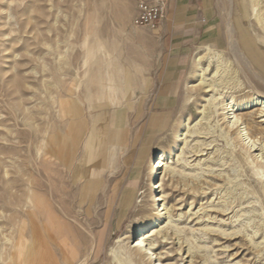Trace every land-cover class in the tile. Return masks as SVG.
Here are the masks:
<instances>
[{
	"label": "rangeland",
	"instance_id": "rangeland-1",
	"mask_svg": "<svg viewBox=\"0 0 264 264\" xmlns=\"http://www.w3.org/2000/svg\"><path fill=\"white\" fill-rule=\"evenodd\" d=\"M247 1L246 27L255 37L261 28L264 37L263 27L251 23L264 12V0ZM238 4L207 0L198 17L189 11L181 22L168 9L150 30L133 21L137 0H0V264H46L39 258L49 245L43 215L39 235L34 227L36 184L43 212L51 197L62 214L60 195L71 191L70 219L78 218L88 245L86 209L98 189L93 227L106 228L104 252L82 264H113L112 250L129 254L133 227L157 218L151 162L163 150L159 182L168 187L160 209L167 213L152 238L154 251L171 264H264V168L248 151L251 125H242L239 141L213 113L204 114L209 102L194 87L197 73L208 68L219 91L205 99H251L223 36L229 14L234 30L241 27ZM261 107L237 114H253L254 136L264 140V121L256 117ZM63 142L74 148L66 153L67 168L49 167L51 151ZM83 184L89 189L80 205ZM128 187L135 200L120 218L117 203L111 213L109 207L114 192L119 198ZM231 231L236 236L226 237Z\"/></svg>",
	"mask_w": 264,
	"mask_h": 264
},
{
	"label": "bare ground",
	"instance_id": "bare-ground-1",
	"mask_svg": "<svg viewBox=\"0 0 264 264\" xmlns=\"http://www.w3.org/2000/svg\"><path fill=\"white\" fill-rule=\"evenodd\" d=\"M260 1L262 0H259V1L254 0V2H256V5H257V2L259 4ZM238 3L239 4H238V10H237L238 14L237 15L239 18L238 23L240 24L241 27H239V30L237 32L236 30H234V27H233L234 19L232 21V18H230V14H229L228 18L225 19L226 20L225 26H224L225 33L223 34V36H224V42L226 45V49L234 56L233 58H235V61L238 62L239 66L241 67L242 73L244 74V77L246 78L251 89L253 90V95L251 99L245 102L244 101L239 102L238 100H234L233 96H231L229 97V99L226 100L225 99L226 95L223 97L221 96L219 98L215 96H211V98L205 99L204 97L206 96L205 94H210L211 92L215 90L219 91V88H216V86H218L216 84L217 82L213 81L212 78H208L207 76L206 71L208 70V68L202 69L203 72H201V74L197 73V76L199 77L200 81H199V84L195 85L194 87L197 88L196 92L200 91L204 94L203 98L201 99L207 100L209 102L208 105H206L203 109L204 114H208L209 111L213 113L214 116L218 118L217 122L221 123V125H225L226 128H229L230 130H232L233 134L235 135L236 138H238L239 141L244 139L243 138L244 134H242L241 127L243 124L249 121L251 125L249 126L251 132L249 131L250 133H248L249 134L248 138H250L248 143H250L251 141L252 142L248 146L249 147L248 151L250 152V155H252L255 158L256 164L264 168V140H262L261 137L259 139H256V136H254L255 132L258 131V128H257V125L254 126V124H251L252 119L254 118L253 114H251L250 118H248V114L245 115V118L244 116H239V114H237L238 111L248 110V109H251L252 107L260 105L262 107L256 113L257 115L256 117L260 118L259 122L264 121V77L261 75V74H264V37H262L263 34L262 36L260 35L263 32L261 31V28L257 30L259 31L258 36L259 35L260 36L255 37L254 34L246 27V24H245L246 19L250 17L249 16L250 12L248 14V6L246 3V0H238ZM253 4L255 5V3ZM226 11H228V9ZM252 22L255 25H260L264 29V12L262 11L260 12V14L258 13V16L255 18V20L251 19V23ZM202 59H203L202 56H199L196 58L195 62H196L198 69H200V64H201ZM214 77L215 75L213 76V78ZM183 123H184L183 121L180 122L177 133L179 132L181 126L183 127ZM177 133L175 135H177ZM256 150H259V152L262 151V153L254 154V151ZM201 151L202 150L198 152H201ZM68 152L73 154L74 148L73 146H70L69 148V146L65 142H63V144L58 147L57 151L56 150L51 151V154H53V156L48 158V161L46 164L49 167H53V168L57 164H60V166H63L64 169L67 168V160H66L67 154L66 153ZM160 155H161V158H160ZM166 157H167V152L163 150L161 153H159V158L156 159L154 162L152 159V162H151V165H152L151 178L152 179H151L150 187L153 188L154 190L153 198H152V201L154 202V208H156V205L159 204V206L157 207L158 211L157 213H155L157 215V218L148 223L141 222L140 224L133 227V229L131 230V233L127 236L128 243L130 245L129 254H125L123 252L122 254L117 255L116 253H113V250H112L111 255L114 254L113 264H132V259H135V258L143 259L148 264H171V263H166L163 260L164 259L163 254L162 256H160L159 254H157L158 253L157 251H154L156 249L155 248L156 245L154 243L155 241L152 240L153 236H157L158 234L161 233V231H157L156 228L158 227L163 228L162 226L163 222L161 219L167 213V212H163L165 207L160 209V207L162 206L160 202H163L166 199V196L160 195V193L164 192L165 188L168 186L164 182L162 183L159 182L160 169L165 165L164 160H166ZM35 187H36V190H35V194L33 198L35 232L38 235L40 234V228H39L40 215L41 216L43 215V218L48 224V230H49L48 235H47V240H48L49 245L47 246L46 251L40 254V257L37 255L39 253L36 254L41 259V261L43 260L46 261V264H80L82 261H84V259L86 260L90 256L96 258L100 255V253L104 252V246L106 242V228L104 227L101 230L95 231L93 227L95 224H97L99 220L96 214H94L93 212L94 206L97 204L100 205L99 204L100 197L97 195L98 189L97 191L92 193V195H90L88 206L86 209L88 223L90 227L92 228L91 235L93 239L91 245H88L83 240V235L78 228V224L76 223L78 221V218L75 217L76 218L75 221L70 219V216H72V213H73L70 206H68V201L70 199L69 194H71V191L69 192L67 190H64L60 195L59 203L61 206V210H63V212L60 210L62 212V214H60L56 211V208L53 205V201L51 200V197L50 199H47V210L43 212L42 210L43 197L40 196V193L37 190L38 184H36ZM88 189L89 187H87V184H85L84 189H82V192L80 191L81 197L78 199L80 205H82L86 201V198L84 197V193ZM157 190H158V194L156 195L155 192ZM55 194L56 192L55 193L53 192L54 196ZM114 194H116V198L112 200V203L109 207V212L111 213L114 210L115 203H117L119 207V215H120V218H122L127 214V212L129 211V209L134 203V200H135L134 189H131L128 187L124 191V193L121 195V197L119 198H118L119 190L117 192L115 191ZM116 200H118V202H116ZM44 202L46 201L44 200ZM140 208L144 209V206L141 205ZM226 210H223V212L224 211L226 212ZM97 213L100 215L99 211ZM103 213L106 214L105 211H103ZM232 231L231 233L224 232L226 237L232 238L233 236H236L237 232H232ZM164 237L166 238L167 235H165ZM45 241L46 240H44V243ZM126 245L128 246V244ZM223 251L225 252L226 250H223ZM235 263H238V261H235Z\"/></svg>",
	"mask_w": 264,
	"mask_h": 264
},
{
	"label": "built area",
	"instance_id": "built-area-1",
	"mask_svg": "<svg viewBox=\"0 0 264 264\" xmlns=\"http://www.w3.org/2000/svg\"><path fill=\"white\" fill-rule=\"evenodd\" d=\"M167 15L165 0H137L134 23L148 27L150 30L161 26Z\"/></svg>",
	"mask_w": 264,
	"mask_h": 264
},
{
	"label": "crops",
	"instance_id": "crops-1",
	"mask_svg": "<svg viewBox=\"0 0 264 264\" xmlns=\"http://www.w3.org/2000/svg\"><path fill=\"white\" fill-rule=\"evenodd\" d=\"M167 10L174 13V17L179 21L188 18L187 12L194 11L198 17L201 10H205L207 0H166ZM208 10V9H207ZM208 13V12H207ZM183 19V20H182Z\"/></svg>",
	"mask_w": 264,
	"mask_h": 264
}]
</instances>
